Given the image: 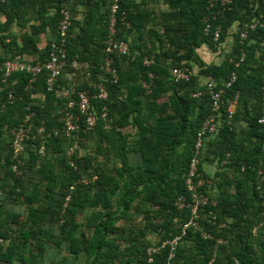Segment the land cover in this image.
Here are the masks:
<instances>
[{"label":"trees","instance_id":"trees-1","mask_svg":"<svg viewBox=\"0 0 264 264\" xmlns=\"http://www.w3.org/2000/svg\"><path fill=\"white\" fill-rule=\"evenodd\" d=\"M111 2L0 0V264H264V125L258 123L264 18L246 38L240 35L264 14V0H121L114 38L129 50L112 55L117 83L106 75L109 97L92 104L96 116L106 108L108 131L100 119L87 129L81 117L78 139L67 137L58 114L62 102L47 89L44 66L30 90L29 74L3 82L9 58L45 63L67 7L72 29H79L68 55L103 73ZM80 3L87 7L82 22L76 19ZM158 4L166 10L157 12ZM14 24L20 34H6ZM145 58L154 60L145 64ZM181 66L193 71L187 81L171 74ZM67 72L58 81L65 88L77 83ZM232 73L236 79L213 111L207 84L213 79L220 87ZM144 81L152 86L148 95ZM236 94L240 105L230 125L228 101ZM30 113L32 138L14 157L11 131ZM209 115L217 129L207 135L201 164L221 163L219 181L208 179L203 164L189 173L195 138ZM42 123L43 138L37 133ZM81 176L90 181L80 182ZM201 177L205 183L189 190L187 179L197 185ZM195 197L207 202L172 251L165 241L182 235ZM9 203L25 206L26 216ZM150 248L156 251L148 262Z\"/></svg>","mask_w":264,"mask_h":264},{"label":"built area","instance_id":"built-area-1","mask_svg":"<svg viewBox=\"0 0 264 264\" xmlns=\"http://www.w3.org/2000/svg\"><path fill=\"white\" fill-rule=\"evenodd\" d=\"M229 1V0H227ZM121 3L120 0H112L109 9V36H114L117 33V21H118V14L120 11ZM123 15V23L125 19V13ZM264 18V14H261L253 23L248 26V29L244 30L240 35L242 38H246L248 30H254L259 25L262 26V19ZM72 22L73 17L72 13L70 12L69 8H63L61 10V18L58 21L56 27V34L53 40L51 41V50L49 51V57L46 59L45 63L43 64H33L29 61L23 59L22 56L18 55L11 59L6 60L3 62L1 70L4 71V80H8V78L16 73H25L29 76L27 88L30 90L33 88L34 82L38 74L42 72L44 66L45 69L48 71L47 80H46V87L47 89L53 94L54 98L60 100L62 102L61 108L59 109V121L62 123L65 133L67 137L75 138L76 133L79 129H81V117L86 118V126L87 129L92 130L94 129L96 122L98 119L103 121L105 128H109L108 119H107V111L104 107V112H102L99 116H96L95 111L92 110L93 101L96 99H103L107 100L108 90L107 87L104 85L106 75L112 76V81L114 83L117 82V70L115 67L112 66L114 58L112 57L113 54H125L128 52V47L124 43V41L115 42L112 37L107 42V47L105 48L104 52L106 53V59L101 67L103 73L99 71L95 72L93 66H90V63L85 60H80L78 55L69 56L68 51V42L70 39H74L76 37L75 31L72 29ZM128 26V24H126ZM210 25L207 24L205 30L208 31ZM215 40L219 37V30L215 31L214 34ZM56 38V39H55ZM153 58L151 60H147L145 58V64H149L153 62ZM68 72H67V70ZM66 70V71H65ZM67 72L69 79L76 78L74 84H70L69 87L65 88L61 86L58 81L59 77L62 73ZM172 76L175 78L176 81H187L190 79L191 75H193V71L186 66L176 67L173 68L171 71ZM84 75V78H83ZM95 78L97 81H95ZM236 75L232 73L231 78L228 82L223 83L220 87H217L213 79L209 80L207 84V90L211 98V105L213 111H218L222 104V98L226 93L227 89L230 88L232 83L235 81ZM3 80V82H5ZM76 87H81L80 89ZM199 93H193V96H198ZM15 100L13 94L9 93L8 101L12 102ZM230 102L228 105V121L232 120L234 111H235V103ZM261 117L258 119L260 124L264 125V77H263V85H262V107H261ZM33 113L27 114L25 117V121L17 126L15 129H12L13 135V146L15 148V157H18L23 151V142L25 139L30 138V133L32 132L31 127L29 125V121L31 120ZM217 125L215 122V118L212 115L204 122L202 130L198 133L196 138L195 144V157L190 166V174L193 175L194 172L197 170L198 165V158L197 155L200 152L204 134L205 133H212L216 131ZM37 133L41 136V138L46 137L48 134L46 133V128L42 123L37 130ZM55 131V135H56ZM44 142L40 147L39 152L43 154L44 152ZM70 153H73L72 148H70ZM16 168V166L14 167ZM188 189L192 190V188L201 187L204 184V181L200 179L196 185L191 178L187 179ZM80 182L87 183L88 178L86 176H82L79 180ZM200 196V195H199ZM201 197V196H200ZM203 197V196H202ZM195 203L189 205L190 210V218L187 224L183 225L182 235L175 236L174 238L165 241L171 247V250H175L176 245L179 243L181 237L185 235L186 228L188 226H195L197 225L196 219L199 217L198 215V207L199 204H205L207 202V198L204 197L203 200L195 197ZM68 200V198H67ZM182 200V199H180ZM185 204L183 202L180 203V207H183ZM257 229L253 230V233H256ZM209 235H205L208 237ZM210 237V236H209ZM156 249L150 248L148 250L149 259L148 262L152 261V253L155 252ZM169 259H171L174 254L170 253ZM170 264V262H168Z\"/></svg>","mask_w":264,"mask_h":264},{"label":"rangeland","instance_id":"rangeland-1","mask_svg":"<svg viewBox=\"0 0 264 264\" xmlns=\"http://www.w3.org/2000/svg\"><path fill=\"white\" fill-rule=\"evenodd\" d=\"M156 8H157V12H160V11H162V9H163V6L161 5V4H158L157 6H156ZM5 82H6V80H4ZM7 83V82H6ZM134 134V131L132 130V133H131V135H133ZM68 138H70V137H68ZM75 138H77V137H75ZM71 143H73L72 145H75L76 146V148H78L77 147V145H78V142H77V140H74V139H72L71 140ZM89 151V150H88ZM195 155H196V153H195ZM198 156V155H197ZM228 157V156H227ZM226 157V158H227ZM99 161H103V158H102V156H100V159H99ZM200 163L201 162H198V165H197V167L200 165ZM226 163V159L225 160H223V162H222V164L224 165ZM218 164L220 165L221 163H218L217 161L216 162H211L210 160L209 161H205L204 163H203V171H204V174H207L209 177H208V179H213L214 181H219L220 180V178L219 177H216L215 175H216V173H218V172H220V170H219V166H218ZM243 170V169H242ZM206 180H207V178H206ZM212 186V190H210L209 188V191L210 192H212V193H215V192H217V189H216V184H215V182L213 183V185H211ZM10 204V203H9ZM7 204L6 206L9 208V209H11L13 212H17V213H19V214H21V218L23 219V217H25L26 216V208H25V206H22V204ZM10 206V207H9ZM48 261H49V259H48Z\"/></svg>","mask_w":264,"mask_h":264},{"label":"crops","instance_id":"crops-1","mask_svg":"<svg viewBox=\"0 0 264 264\" xmlns=\"http://www.w3.org/2000/svg\"><path fill=\"white\" fill-rule=\"evenodd\" d=\"M83 1H87V0H83ZM121 1V0H120ZM139 1V0H138ZM154 3V2H153ZM153 3H150L149 4V6L151 7H153V6H155V3L153 4ZM110 5V4H109ZM157 6V5H156ZM151 7V8H152ZM3 9V11H5L6 12V9L5 8H2ZM109 9H110V6H109ZM163 9H165L166 10V8H164V6H163ZM0 12H2L1 10H0ZM51 12L53 13L54 11L53 10H51ZM77 20H79V22H82L83 21V17H84V15H85V13L87 12V7L83 4V3H80V5L78 6V8H77ZM29 25H27L26 26V28H25V31H27L28 29H29ZM77 30H79V29H77ZM77 30L75 31V34L77 35ZM20 31H21V29H19L18 27H16V25L14 24V31H13V29H12V27H11V30H8V31H6L5 33L6 34H9V35H17V34H20ZM116 35V33L114 34V36ZM114 36L112 37V36H109V34H108V36H106V42H108V40L110 39V37H112L113 39H114V41L115 42H118V41H121V40H118V39H115L114 38ZM20 40V39H19ZM230 102H234L235 103V111H236V107L238 106V104L240 105V97H239V95L238 94H236L235 96H233L232 98H231V100H229L228 101V105H229V103ZM233 103V104H234ZM261 107H262V92H261ZM228 109V108H227ZM235 111H234V113H235ZM261 114H262V112H261ZM233 116H234V114H233ZM260 117H261V115H260ZM259 117V118H260ZM258 118V119H259ZM232 121H233V117H232V120L231 121H227V123L228 124H232ZM241 123V122H240ZM259 123V122H258ZM230 124V125H231ZM260 124V123H259ZM242 125H245V123L243 124L242 123ZM260 125H263V124H260ZM12 142H13V139H12ZM88 178V177H87ZM93 178H94V180L95 179H97V177L96 176H93ZM90 181V178H88V181H87V183Z\"/></svg>","mask_w":264,"mask_h":264},{"label":"clouds","instance_id":"clouds-1","mask_svg":"<svg viewBox=\"0 0 264 264\" xmlns=\"http://www.w3.org/2000/svg\"><path fill=\"white\" fill-rule=\"evenodd\" d=\"M68 8V7H67ZM60 20V19H59ZM128 50H129V48H128ZM10 59V58H9ZM86 61V60H85ZM89 62V61H88ZM90 63V66L92 65L91 64V62H89ZM8 81V80H7ZM6 81V82H7ZM117 83V82H116ZM142 87L144 88V90H145V93L148 95V94H150L151 93V91H152V86H151V84L148 82V81H144L143 82V85H142ZM108 119V118H107ZM109 121V120H108ZM206 121V120H205ZM204 121V122H205ZM103 122V121H102ZM103 125H104V123H103ZM108 125H109V128H105V125H104V129L105 130H109L110 128H112L113 127V125H111V122H109L108 123ZM203 125H204V123H203ZM203 125H202V128H203ZM202 130V129H201ZM200 130V131H201ZM199 131V132H200ZM198 132V133H199ZM198 133H197V135H198ZM212 134V133H211ZM210 133H205L204 134V139H203V143H202V146H201V149H200V152H199V154H198V156H197V158H198V162H201L202 161V155H203V152H204V146H205V141H207L208 140V136L207 135H211ZM32 138V132L30 133V138L29 139H25L24 140V142L23 143H25V142H27V141H29L30 139ZM196 138H197V136H196ZM196 138H195V144H196ZM12 139H13V135H12ZM77 139H78V137H77ZM13 141H14V139H13ZM195 144H194V148H193V158H192V161L194 160V157H195ZM11 146H13V142H12V145ZM40 150V149H39ZM23 151H24V146H23ZM23 151H22V153L18 156V157H20L22 154H23ZM73 151V150H72ZM15 153V148H14V150H13V154ZM44 153V152H43ZM228 157H229V154L227 155ZM14 157H15V155H14ZM192 163V162H191ZM191 163H190V166H191ZM203 164V163H202ZM201 163H200V165H202ZM199 165V166H200ZM16 165H15V162H14V167H15ZM198 166V167H199ZM198 167H197V169H198ZM191 170V169H190ZM190 173V172H189ZM82 177V176H81ZM87 177V176H86ZM201 179L204 181V183H205V179L204 178H202L201 177ZM187 182V181H186Z\"/></svg>","mask_w":264,"mask_h":264}]
</instances>
